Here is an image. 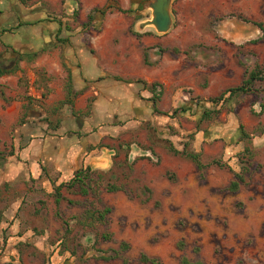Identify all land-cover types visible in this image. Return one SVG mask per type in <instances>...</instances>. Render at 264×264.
I'll return each instance as SVG.
<instances>
[{"label":"rangeland","instance_id":"1","mask_svg":"<svg viewBox=\"0 0 264 264\" xmlns=\"http://www.w3.org/2000/svg\"><path fill=\"white\" fill-rule=\"evenodd\" d=\"M19 1L41 7L61 31L31 55L0 43V68L12 71L0 76V264H264V80L253 93L211 102L246 70L264 68V0H175L163 36L136 30L150 0ZM233 24L252 32L228 37ZM155 48L161 57L151 62ZM76 53L110 73L163 82L157 94L172 119L166 138L149 121L109 133L108 169L89 173L87 195L63 188L57 205L56 181L34 179L20 153L33 138L70 136L73 118L91 113L92 98L74 91L68 55ZM171 145L199 154L210 165L204 175ZM88 209L109 212L91 218Z\"/></svg>","mask_w":264,"mask_h":264},{"label":"crops","instance_id":"2","mask_svg":"<svg viewBox=\"0 0 264 264\" xmlns=\"http://www.w3.org/2000/svg\"><path fill=\"white\" fill-rule=\"evenodd\" d=\"M58 31H61L60 26L56 27L48 20L41 7L30 9L19 0H0V43L8 48L19 53H35L54 44V33ZM74 40H71L72 46L77 45ZM92 45L96 47L97 44L94 42ZM68 56L73 58L74 91L80 101L85 99L87 102L89 97L92 98L91 113L73 118L72 122L78 127L72 129L70 136L33 138L20 153L22 162L29 163L27 169L34 179L43 178L49 184L56 181L57 185L69 182L77 171L87 167L91 171L102 170L91 163L93 159L110 156V150L101 145L109 133L122 135L130 129L134 132L133 127L137 124L149 121L166 138V125L171 123L168 111L162 107L165 93L157 102L156 108L160 112L157 113L151 100L153 94L145 85L158 82L110 73L92 54ZM161 85L164 86L163 82L159 83L157 91H163ZM109 117L118 121H109ZM91 124L96 130L86 135Z\"/></svg>","mask_w":264,"mask_h":264},{"label":"trees","instance_id":"3","mask_svg":"<svg viewBox=\"0 0 264 264\" xmlns=\"http://www.w3.org/2000/svg\"><path fill=\"white\" fill-rule=\"evenodd\" d=\"M95 11V10H94ZM100 11V10H98ZM107 11V10H106ZM104 11H100V13L105 14L106 12ZM119 12L121 13H127L126 10H123L121 8L118 9ZM89 21H93L94 17H93V13L91 12L88 16ZM260 27L261 25L258 24ZM31 58H33V56H31ZM11 70L8 69H1L0 68V76H3L5 74H9L11 73ZM71 79V77H70ZM264 80V68L260 70L259 67L255 68L254 70L249 71H245V77L242 81V84L237 86V87H233L230 88L228 90H226L220 97L218 98H212L211 102L213 103H218L219 101L223 100L224 97L226 95H229V97H233L234 95L238 94V93H244V94H250L253 93L255 90L253 88L254 83L259 82V81H263ZM71 82V80H70ZM145 85L149 88L150 92L153 94V97L151 98V100L154 102V106H155V111L157 113H160L159 110L156 108L157 102L160 98V95L158 96L157 94V88L159 87L158 83H152L150 85L146 84ZM72 94V90H71V84L68 90V96H71ZM206 116H208V114H206ZM170 152H172L175 155H182L187 157L188 159H190L196 166L197 170L200 172L201 176L204 175V172L206 170V168H208L210 165L208 164H204L201 160H200V155L195 153V152H189L187 151L186 145L184 147L183 150H177L173 145L170 146L169 148ZM212 164L217 165V166H221L220 162L218 160H214L212 162ZM89 173H92L91 169L89 167H87L86 169L83 170H79L74 174V178L71 179L69 182L66 183H61L58 186H55V202L57 205L60 204L61 200H63V196L61 193V190L63 188H67V189H71L75 186H78L80 188V192L84 195H87L89 193L90 190V186H89V181H90V176ZM236 180L232 181L229 189L236 191L239 187L241 178L239 177L238 174H235ZM112 189H116V188H108V191H113ZM108 213L109 210L103 211L102 213H96L94 210L88 209L85 212L86 216H90L91 218H95L96 214H99V217L101 219L104 218L105 213ZM183 246V244H182ZM128 248V245L126 243H122L120 249H124L126 250ZM119 252L115 251V255H118ZM104 259H111V257H104ZM141 261L144 263H155V260L152 258L147 257L146 255H142L141 256ZM182 264H203L201 262H195L192 263L189 260H187L186 258L182 259Z\"/></svg>","mask_w":264,"mask_h":264},{"label":"water","instance_id":"4","mask_svg":"<svg viewBox=\"0 0 264 264\" xmlns=\"http://www.w3.org/2000/svg\"><path fill=\"white\" fill-rule=\"evenodd\" d=\"M175 0H150L147 4V11L150 16L136 23V30L140 33L152 31L157 35L163 36L168 34L174 27L173 3ZM251 29H242L238 24L230 25L227 30L228 37H239L240 35L251 34ZM161 57L159 49H152L150 61L154 62ZM93 166L106 170L109 167V157L93 159Z\"/></svg>","mask_w":264,"mask_h":264},{"label":"flooded vegetation","instance_id":"5","mask_svg":"<svg viewBox=\"0 0 264 264\" xmlns=\"http://www.w3.org/2000/svg\"><path fill=\"white\" fill-rule=\"evenodd\" d=\"M146 1H148V0H141V5L138 4V7H141V6H142V3L146 2ZM25 54H27V55H31V54H34V53H33V52H31V53L28 52V53H25ZM185 99H186V98H185ZM169 116H170V115H169ZM170 119H172L171 116H170ZM132 153H134V151H132Z\"/></svg>","mask_w":264,"mask_h":264}]
</instances>
